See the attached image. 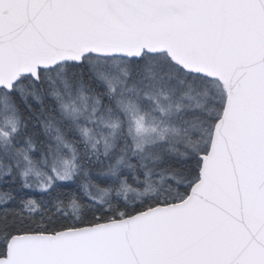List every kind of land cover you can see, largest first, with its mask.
<instances>
[{
  "label": "snow or ice",
  "instance_id": "6c2138e0",
  "mask_svg": "<svg viewBox=\"0 0 264 264\" xmlns=\"http://www.w3.org/2000/svg\"><path fill=\"white\" fill-rule=\"evenodd\" d=\"M0 264H264V0H0Z\"/></svg>",
  "mask_w": 264,
  "mask_h": 264
}]
</instances>
